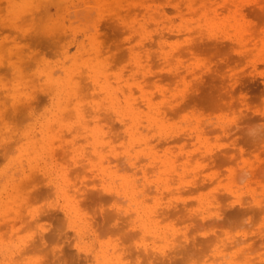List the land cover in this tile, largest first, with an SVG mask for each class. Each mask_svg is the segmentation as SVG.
<instances>
[{"label": "rangeland", "instance_id": "374dc122", "mask_svg": "<svg viewBox=\"0 0 264 264\" xmlns=\"http://www.w3.org/2000/svg\"><path fill=\"white\" fill-rule=\"evenodd\" d=\"M0 264H264V0H0Z\"/></svg>", "mask_w": 264, "mask_h": 264}, {"label": "bare ground", "instance_id": "6f19581e", "mask_svg": "<svg viewBox=\"0 0 264 264\" xmlns=\"http://www.w3.org/2000/svg\"><path fill=\"white\" fill-rule=\"evenodd\" d=\"M136 211H137V209H136Z\"/></svg>", "mask_w": 264, "mask_h": 264}]
</instances>
